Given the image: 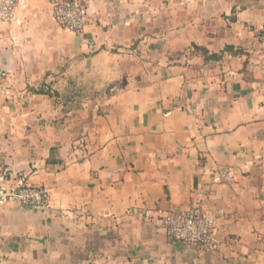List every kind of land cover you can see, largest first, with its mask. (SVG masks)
I'll use <instances>...</instances> for the list:
<instances>
[{"label":"crops","instance_id":"1","mask_svg":"<svg viewBox=\"0 0 264 264\" xmlns=\"http://www.w3.org/2000/svg\"><path fill=\"white\" fill-rule=\"evenodd\" d=\"M84 2V36L47 0L0 22V169L51 195L0 210V264H264V0ZM195 207L218 253L167 239Z\"/></svg>","mask_w":264,"mask_h":264},{"label":"built area","instance_id":"2","mask_svg":"<svg viewBox=\"0 0 264 264\" xmlns=\"http://www.w3.org/2000/svg\"><path fill=\"white\" fill-rule=\"evenodd\" d=\"M53 10L56 24L63 30L84 36L89 24L88 8L84 0H47ZM18 0H0V22L15 20ZM94 48L96 43H88ZM6 72L0 67V80ZM50 190L30 183L28 174L0 169V210L9 205L26 209L48 210ZM160 225L173 244L218 253L223 243L217 238V221L200 207L165 214ZM1 260V258H0Z\"/></svg>","mask_w":264,"mask_h":264},{"label":"trees","instance_id":"3","mask_svg":"<svg viewBox=\"0 0 264 264\" xmlns=\"http://www.w3.org/2000/svg\"><path fill=\"white\" fill-rule=\"evenodd\" d=\"M241 9H244V7H242ZM237 12H238L237 7L233 8V12H232L233 18H231V20L234 22L236 21L235 15L237 14ZM194 49H195V52L199 53L204 58V60L207 62L220 61L227 53L235 57L245 54V52L242 49H235V47L233 46L226 47L219 54H210L209 51L199 48L197 46H195ZM36 94L46 95V96H49L50 98H56V97L58 98V94L56 92L53 93L51 90L40 89L36 91Z\"/></svg>","mask_w":264,"mask_h":264},{"label":"rangeland","instance_id":"4","mask_svg":"<svg viewBox=\"0 0 264 264\" xmlns=\"http://www.w3.org/2000/svg\"><path fill=\"white\" fill-rule=\"evenodd\" d=\"M40 89H41V87H38L37 89H34L33 92L36 93V91H38V90H40ZM64 101H65V99L62 98L61 103H64Z\"/></svg>","mask_w":264,"mask_h":264}]
</instances>
